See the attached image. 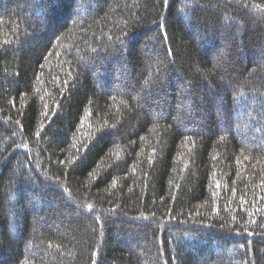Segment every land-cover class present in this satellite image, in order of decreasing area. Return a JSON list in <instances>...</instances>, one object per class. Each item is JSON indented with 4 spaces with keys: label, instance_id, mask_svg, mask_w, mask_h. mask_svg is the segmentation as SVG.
Listing matches in <instances>:
<instances>
[{
    "label": "trees",
    "instance_id": "trees-1",
    "mask_svg": "<svg viewBox=\"0 0 264 264\" xmlns=\"http://www.w3.org/2000/svg\"><path fill=\"white\" fill-rule=\"evenodd\" d=\"M0 264H264V0H0Z\"/></svg>",
    "mask_w": 264,
    "mask_h": 264
}]
</instances>
